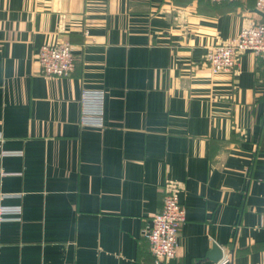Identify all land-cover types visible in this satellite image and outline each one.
Returning a JSON list of instances; mask_svg holds the SVG:
<instances>
[{
  "label": "crops",
  "instance_id": "obj_1",
  "mask_svg": "<svg viewBox=\"0 0 264 264\" xmlns=\"http://www.w3.org/2000/svg\"><path fill=\"white\" fill-rule=\"evenodd\" d=\"M254 1L0 0V194L20 206L0 264H156L144 229L167 180L185 221L161 264L263 259L264 56L203 60L264 19ZM56 41L75 68L45 77ZM83 88L104 92L101 127L79 124Z\"/></svg>",
  "mask_w": 264,
  "mask_h": 264
},
{
  "label": "built area",
  "instance_id": "obj_2",
  "mask_svg": "<svg viewBox=\"0 0 264 264\" xmlns=\"http://www.w3.org/2000/svg\"><path fill=\"white\" fill-rule=\"evenodd\" d=\"M212 3L233 0H207ZM255 8L264 13V0H255ZM245 52L264 56V19L244 25L232 39L218 40L208 47L203 60L212 73L234 71L240 57ZM40 72L45 77L69 76L75 68V56L72 45L67 41L43 43L36 53ZM104 92L100 89L83 88L79 94V124L81 126H103ZM261 180L264 181V172ZM164 194L160 210L154 212L148 220L144 236L148 249L156 264L167 263L176 254L181 226L185 221V208L179 199L183 184L177 180H167L163 186ZM0 220L17 218L19 205H6L1 202ZM225 257L213 264H226ZM256 264H264L263 259Z\"/></svg>",
  "mask_w": 264,
  "mask_h": 264
},
{
  "label": "water",
  "instance_id": "obj_3",
  "mask_svg": "<svg viewBox=\"0 0 264 264\" xmlns=\"http://www.w3.org/2000/svg\"><path fill=\"white\" fill-rule=\"evenodd\" d=\"M255 11H256V13H258L261 17L264 18V13H263L262 11H260V10H258V9H255ZM212 253L215 254V256H214V258H213L214 260L220 258V256H221V251H220V249L217 248L216 246H212Z\"/></svg>",
  "mask_w": 264,
  "mask_h": 264
}]
</instances>
